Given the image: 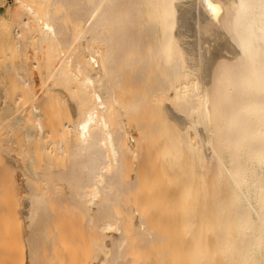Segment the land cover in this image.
I'll use <instances>...</instances> for the list:
<instances>
[{
    "label": "bare ground",
    "instance_id": "6f19581e",
    "mask_svg": "<svg viewBox=\"0 0 264 264\" xmlns=\"http://www.w3.org/2000/svg\"><path fill=\"white\" fill-rule=\"evenodd\" d=\"M0 3V264H264V0Z\"/></svg>",
    "mask_w": 264,
    "mask_h": 264
},
{
    "label": "rangeland",
    "instance_id": "374dc122",
    "mask_svg": "<svg viewBox=\"0 0 264 264\" xmlns=\"http://www.w3.org/2000/svg\"><path fill=\"white\" fill-rule=\"evenodd\" d=\"M5 10H6V6H1V3H0V12L4 13ZM6 46H7V41L4 40V41L0 42V65L1 66H3V63H5V61L7 60V49H6ZM6 77H7V75H6Z\"/></svg>",
    "mask_w": 264,
    "mask_h": 264
},
{
    "label": "built area",
    "instance_id": "2783aa9c",
    "mask_svg": "<svg viewBox=\"0 0 264 264\" xmlns=\"http://www.w3.org/2000/svg\"><path fill=\"white\" fill-rule=\"evenodd\" d=\"M1 1V0H0Z\"/></svg>",
    "mask_w": 264,
    "mask_h": 264
}]
</instances>
